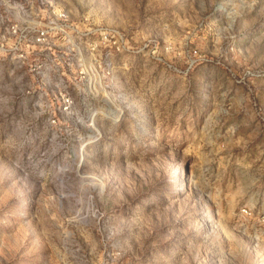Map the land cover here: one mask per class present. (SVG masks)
I'll return each instance as SVG.
<instances>
[{"label": "rangeland", "instance_id": "rangeland-1", "mask_svg": "<svg viewBox=\"0 0 264 264\" xmlns=\"http://www.w3.org/2000/svg\"><path fill=\"white\" fill-rule=\"evenodd\" d=\"M0 264H264V0H0Z\"/></svg>", "mask_w": 264, "mask_h": 264}, {"label": "built area", "instance_id": "built-area-1", "mask_svg": "<svg viewBox=\"0 0 264 264\" xmlns=\"http://www.w3.org/2000/svg\"><path fill=\"white\" fill-rule=\"evenodd\" d=\"M17 31H18V27H17V25L13 24V25H11V26L9 27V33H10V34H16ZM25 35H26V33H25ZM43 37H44V32H43V30H40V31H39V36H38L36 39H37V41L42 42ZM14 46H15V45H14ZM11 50H12V52H13V56H14L16 59H23V58H24V56H23L21 53H17V54H16V47H14V48L11 47ZM65 102H66V104H65L64 107H66V106L69 104V103H68V98L65 99ZM243 212H246L245 209H243Z\"/></svg>", "mask_w": 264, "mask_h": 264}]
</instances>
